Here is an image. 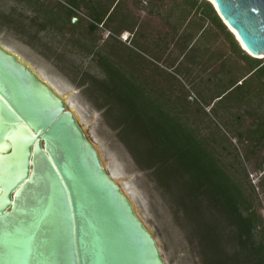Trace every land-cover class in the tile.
I'll list each match as a JSON object with an SVG mask.
<instances>
[{
  "label": "trees",
  "instance_id": "1",
  "mask_svg": "<svg viewBox=\"0 0 264 264\" xmlns=\"http://www.w3.org/2000/svg\"><path fill=\"white\" fill-rule=\"evenodd\" d=\"M122 2L123 0H108V3L100 0H58L59 8L56 10L45 11L44 7L43 11L47 16L41 26L43 29L63 30L65 25L59 24L62 22L75 27L77 24L72 23L73 18L82 19L80 13L84 10L89 18L90 33L99 30L100 25L109 27L110 23L120 16L119 20L123 25L115 31L130 32L134 25L140 27L142 22L134 19L131 26L130 15L124 11ZM176 5L177 11L172 13L171 9L169 15L174 16L181 10L188 13L185 19L175 17L176 23L179 20L184 22L181 26L176 24L174 27L181 30L180 35L169 42H151V45L148 44L150 47L147 43H138L134 49L129 48L126 56L130 61L140 57L142 62H147L143 56L147 55L155 62L163 64L166 58L156 53V50L167 49L170 44L179 42V57L182 59L175 66L179 57L174 58L171 61L174 64L167 67L175 71L170 73L159 67L153 68L155 72L157 68L159 75L168 76L169 80L179 83L181 76H187L192 81L195 74L192 64L199 65L207 59L218 61L219 68L214 69L213 77L210 76L205 81L206 87L212 86L215 93L208 101V97H205L207 95L201 94L204 93L202 89L200 102L210 106L217 100V104L225 106L226 112H229V106L251 105L256 100V108L246 111L253 118L252 122L244 129L239 127L235 131L230 126L227 130L243 146L244 156L250 161V153H264L262 59L252 57L240 47L210 2L179 0ZM192 12L200 15L201 22L208 21L207 24L209 23L212 29L211 42L216 37V27L225 34L236 53L248 63L249 67H243L245 69L240 76L233 75L235 69L231 61L225 64L224 55L215 54L213 58V52H210L209 48H205L199 57L196 55L199 59L188 60L190 32H187L186 24ZM94 43L88 52L98 56L97 62L103 72L102 78L91 77L92 85L99 91L103 100L98 106L104 109V117L109 126L118 130V138L137 166L142 170L151 171L157 188L166 201L170 205L173 204L171 207L177 214L180 226L189 230L198 241L202 248L204 264H264V219L251 196L222 163L209 139L203 137L186 116L190 108L198 102L188 99V96L180 97L179 101L172 99L167 91L158 86V82L155 83L154 77L128 68V64L123 63V58L115 53V50H107L104 45ZM184 61L189 62L192 67H182ZM209 69L207 66L203 71ZM216 87L219 89L216 90ZM235 91L239 93L233 96ZM212 109L213 117L219 118L220 113L216 105ZM204 112L208 115L205 110ZM235 119L239 125L243 123L242 116L237 115ZM215 128L220 131L216 123ZM263 164L264 156L258 167L262 168Z\"/></svg>",
  "mask_w": 264,
  "mask_h": 264
},
{
  "label": "water",
  "instance_id": "2",
  "mask_svg": "<svg viewBox=\"0 0 264 264\" xmlns=\"http://www.w3.org/2000/svg\"><path fill=\"white\" fill-rule=\"evenodd\" d=\"M213 1L264 53V0ZM147 224L64 98L0 44V264H168Z\"/></svg>",
  "mask_w": 264,
  "mask_h": 264
},
{
  "label": "rangeland",
  "instance_id": "3",
  "mask_svg": "<svg viewBox=\"0 0 264 264\" xmlns=\"http://www.w3.org/2000/svg\"><path fill=\"white\" fill-rule=\"evenodd\" d=\"M57 1L0 0V42L16 50L36 68L42 69L51 80L62 85H68L74 90V98L83 118L89 123L88 130L92 139H96L102 144L105 154L118 164L124 173L130 176V183L140 192L146 207L144 216L149 219L169 264H204L201 255L202 248L191 232L182 228L178 223L177 214L171 207L173 204L170 205L157 188L152 179L151 171L142 170L137 166L125 145L118 138V130L113 129L107 123L104 117V109L98 106L103 100L99 91L92 85L91 79V77L102 78L103 72L97 62L98 56L91 55L88 50L94 42L99 46L104 45L107 50H115V53L117 52L123 58V63L128 64V68L154 77L155 83L158 82V86L167 91L172 99L179 101L180 97L188 96V99L197 101L198 104L193 105L186 116L189 117L190 123L197 128L198 132L209 139L222 163L251 196L264 219V164L262 168L258 167L264 153H250V161H247L243 146L227 131L230 126L235 131L239 127L244 129L252 122L253 118L246 111L256 108V100L251 105L229 106V112H226L225 106L217 104V100L210 106L200 102L202 100L201 94H206L205 97H208V101H210V96L215 93L214 89L211 88L212 86L207 85L206 87L205 81L210 76L213 77L214 69L219 68L220 63L218 61L212 62L207 59L206 62L203 60L202 64H192L195 67L192 81L187 76H181L179 78L180 83L169 80L168 76L159 75L157 68L156 72L153 71L154 67L162 68L170 73L175 71L173 68L167 67L172 64L171 61L174 58L177 59L181 54L179 42L170 44L167 49L156 50V53L166 58L163 64L155 62L147 55H143L147 62H142L140 57L133 61L127 58L129 48L134 49L138 43L151 45V42L156 43L158 40L169 42L180 35L181 30L174 27L176 24L181 26L184 22L179 20L176 23L175 17L185 19L188 13L181 10L174 16L169 15L171 9L172 13L177 11L176 3L179 0H123V9L131 18L129 24L133 26L134 19L142 22L140 27L134 25V29L128 32L129 37L126 41L122 40V36L124 34L126 36V32L118 33L115 31L120 25H123L119 20L121 16L112 21L109 27L100 25L99 30L90 33L89 18L86 17L84 10H81L80 13L82 19L73 18L72 23L77 24L75 27L60 22V25H65L63 30L57 28L43 29L41 24L47 16L43 9L45 7V11L48 9L56 10L59 8ZM100 1L108 3V0ZM203 19L206 20V18ZM186 26L187 32H190V41L188 40L190 49L187 51L190 56L188 60L199 59L196 55L199 57V54L206 50L205 48H209L210 52H213L211 53L213 58H215V54L224 55L225 64H229L231 61V65L235 69L233 75L236 77L242 74L245 69L243 67H249L248 63L236 53L225 34L216 27H214L216 37L211 42L212 29L209 23H202L198 16L192 15ZM181 59L182 57H179L175 61V66L179 64ZM262 63L264 64V58H262ZM192 65L184 61L181 66L190 69ZM207 66L210 69L203 71ZM202 89L204 93L200 94ZM217 89L219 87H216ZM238 93L235 91L233 96L238 95ZM214 105L220 113L219 118H214L212 115ZM237 115L242 116L243 123L241 125L236 122L235 116ZM215 123L220 128L219 132L215 128ZM253 173L258 174V178L252 180L250 175Z\"/></svg>",
  "mask_w": 264,
  "mask_h": 264
},
{
  "label": "bare ground",
  "instance_id": "4",
  "mask_svg": "<svg viewBox=\"0 0 264 264\" xmlns=\"http://www.w3.org/2000/svg\"><path fill=\"white\" fill-rule=\"evenodd\" d=\"M211 5L213 6V8L217 9V5L213 0H208ZM217 13V12H216ZM224 23V22H223ZM225 25H227V29H228V24L225 21L224 23ZM229 31L233 34V36L235 37L236 41L238 42V44L240 45V47L249 55L256 57V58H264V53H260L258 55L251 53L248 49L247 51L246 46L243 44V42L241 41V39L239 38L237 32L229 26ZM126 35H129L128 32H126ZM1 45H3L6 49H8L9 51H13L18 59H20L23 62L29 63L30 66L32 68H34L35 72L37 73V75L48 85H50L51 87H53L55 89L56 92L59 93L60 96H62L64 98V100L66 101L67 104V108L71 111H74L75 114L77 115L78 121L80 122V124L82 125V127L84 128V130L86 131V133L88 134V136L92 139L90 133H89V123L87 121H85V119L83 118L81 112L79 111V106L77 104L76 99L74 98V90L71 89V87H69L68 85H62L59 84L53 80H51L42 69H38L36 67H34V65L32 63H30L25 57H23L20 53H18L16 50H14L13 48L2 44L0 42ZM92 141L96 144L97 149L99 150V153L101 155L104 167L109 171L110 175L119 183V185L122 187L123 191L125 192V194L130 198L131 202L133 203L137 213L140 215V217H142V219L145 221V217H144V213L142 211V208L137 200V194L135 193V191L133 190L131 183H130V176H128L126 173H124V171L121 169V167L116 164L111 158H109L103 151L102 149V144H100L96 139H92ZM148 225V224H147ZM149 226V225H148ZM150 227V226H149ZM151 228V227H150ZM153 229V228H151ZM157 237V236H156ZM158 239V238H157ZM167 260V259H166ZM168 262V260H167ZM169 264V262H168Z\"/></svg>",
  "mask_w": 264,
  "mask_h": 264
},
{
  "label": "built area",
  "instance_id": "5",
  "mask_svg": "<svg viewBox=\"0 0 264 264\" xmlns=\"http://www.w3.org/2000/svg\"><path fill=\"white\" fill-rule=\"evenodd\" d=\"M128 37H129V35H126V36H125V34H124V35L122 36V40H125V41H126V40L128 39ZM263 173H264V171H263ZM250 177H251L252 180H254V178H256V177L258 178V174L253 173V174L250 175ZM254 183H255V182H254Z\"/></svg>",
  "mask_w": 264,
  "mask_h": 264
},
{
  "label": "crops",
  "instance_id": "6",
  "mask_svg": "<svg viewBox=\"0 0 264 264\" xmlns=\"http://www.w3.org/2000/svg\"><path fill=\"white\" fill-rule=\"evenodd\" d=\"M192 15H196V14H193V12L190 14V17L192 16ZM196 16H198L199 18H200V15H196ZM190 17H189V19H190ZM200 22H201V20H200ZM202 23H203V21H202ZM205 24H207V22L205 23ZM127 32V31H126Z\"/></svg>",
  "mask_w": 264,
  "mask_h": 264
},
{
  "label": "snow or ice",
  "instance_id": "7",
  "mask_svg": "<svg viewBox=\"0 0 264 264\" xmlns=\"http://www.w3.org/2000/svg\"><path fill=\"white\" fill-rule=\"evenodd\" d=\"M245 50L247 51V48ZM37 227H39V225H37Z\"/></svg>",
  "mask_w": 264,
  "mask_h": 264
}]
</instances>
